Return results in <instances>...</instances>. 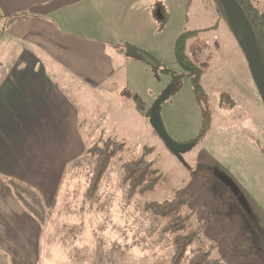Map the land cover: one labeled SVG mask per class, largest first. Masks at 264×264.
Segmentation results:
<instances>
[{"label":"rangeland","instance_id":"rangeland-1","mask_svg":"<svg viewBox=\"0 0 264 264\" xmlns=\"http://www.w3.org/2000/svg\"><path fill=\"white\" fill-rule=\"evenodd\" d=\"M250 1L264 10V0ZM155 13L164 18L146 21L137 44H122L125 51L129 46L143 51L155 64L129 56L123 91L94 93L89 85L81 86L86 81L78 76L51 74L71 85L69 94L86 118V150L63 175L53 206L43 209L27 187L18 188L32 206L27 220L34 212L48 214L49 227L39 236L34 227L25 240L29 221L20 229L17 218L0 219V241H29L38 264H170L174 237L145 204L175 198H189L180 213L189 214L200 241L212 244V257L224 264H264V104L244 53L217 0H159ZM196 30L185 38L187 58L180 59L178 40ZM189 61L202 70L199 93L186 67ZM163 96V126L186 146L178 153L152 123L151 110ZM109 138L125 142L124 148L90 192L97 156L89 149L104 147ZM146 151L163 185L130 197L121 165ZM8 202L2 200L0 208ZM47 234L52 246L45 251ZM196 247L194 242L181 264Z\"/></svg>","mask_w":264,"mask_h":264},{"label":"crops","instance_id":"crops-1","mask_svg":"<svg viewBox=\"0 0 264 264\" xmlns=\"http://www.w3.org/2000/svg\"><path fill=\"white\" fill-rule=\"evenodd\" d=\"M157 4L159 0H0V204L9 200L0 208V219L11 215L20 229L21 223L31 222L32 229L24 224L25 240L34 227L38 236L48 228L49 217L34 212L27 220L32 206L18 188L27 187L43 209L53 206L63 175L87 147L82 132L86 118L69 94L71 85L54 76H78L86 81L81 86L89 85L94 93L123 91L132 58L122 44H137L146 21L164 18L155 13ZM31 219L38 220L35 226ZM48 235L45 251L52 246ZM33 252L29 241H0V264H38Z\"/></svg>","mask_w":264,"mask_h":264},{"label":"trees","instance_id":"trees-1","mask_svg":"<svg viewBox=\"0 0 264 264\" xmlns=\"http://www.w3.org/2000/svg\"><path fill=\"white\" fill-rule=\"evenodd\" d=\"M243 6L257 38L260 50L264 59V10H260L250 0H238ZM221 7L222 14L224 15L227 23L228 19L224 10V7L220 0H217ZM230 26V24H229ZM231 28V27H230ZM232 30V29H231ZM200 30L187 32L177 42V54L180 59L187 58L184 53L185 38L189 35H195ZM131 51H137L130 53ZM129 56L145 57L147 56L143 51L135 50L129 46L126 50ZM186 67L191 69L189 75L192 77V81L195 85L196 91H201V68H194L196 66L191 61ZM155 64V63H154ZM170 93L176 89V84L170 86ZM169 93V94H170ZM125 142H120L116 138H109L105 141V146H93L89 149V152L97 156L96 166L94 169V177L91 179L90 192L96 190L99 187L103 174L108 168L109 162L117 152L119 153L123 149ZM139 157L132 158L124 161L121 165L123 170V181L128 187V195L133 197L138 194H144L154 191L156 188L163 185V176L159 173V170L154 167L153 163L147 159V153ZM191 197V196H190ZM189 198H175L174 200L163 201H147L146 208L161 216L165 221V232L171 234L173 238V257L170 264H181L187 255L189 247L197 242V247L193 250L191 257L187 264H224L221 260L212 257L211 248L212 244H204L198 239V230L194 227L191 228L189 224V214L183 216L179 210Z\"/></svg>","mask_w":264,"mask_h":264},{"label":"water","instance_id":"water-1","mask_svg":"<svg viewBox=\"0 0 264 264\" xmlns=\"http://www.w3.org/2000/svg\"><path fill=\"white\" fill-rule=\"evenodd\" d=\"M230 27L236 37L244 56L247 60L250 73L253 81L259 92L261 100L264 104V59L260 50L257 38L255 36L252 24L238 0H220ZM147 61L154 63L148 56H145ZM169 93V92H168ZM168 93L165 94L168 95ZM163 96L153 106L151 110V119L154 128L159 133L161 138L175 152L182 151L186 148L184 144L174 141L166 132L159 115L160 102L164 99Z\"/></svg>","mask_w":264,"mask_h":264}]
</instances>
